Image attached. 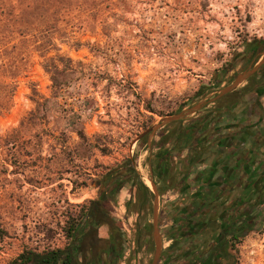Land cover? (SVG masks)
<instances>
[{
    "label": "rangeland",
    "instance_id": "rangeland-1",
    "mask_svg": "<svg viewBox=\"0 0 264 264\" xmlns=\"http://www.w3.org/2000/svg\"><path fill=\"white\" fill-rule=\"evenodd\" d=\"M20 1L0 0V14L22 13L4 8ZM126 1L124 13L101 7L87 13L84 23L57 32L45 57L32 47L22 50L27 73L11 110L0 111V218L7 231L0 264L25 249L64 248L68 222L82 208L88 210L90 201L101 200L104 176L120 174L125 163L154 191L152 152L169 124L204 107L240 101L231 96L215 102L239 76L264 62L261 51L256 66L230 67L248 42H264V0ZM45 59L67 69L69 86L45 106L43 119L30 113L33 99L52 96ZM128 198L124 209L105 203V211L121 225L126 264H153L155 245L145 256L136 253L144 230L153 240V213L138 222ZM95 219V228L83 238L82 264L91 263L107 239L100 214ZM166 242L160 237V252ZM232 254L233 264H264V206L254 230L235 243Z\"/></svg>",
    "mask_w": 264,
    "mask_h": 264
},
{
    "label": "trees",
    "instance_id": "trees-1",
    "mask_svg": "<svg viewBox=\"0 0 264 264\" xmlns=\"http://www.w3.org/2000/svg\"><path fill=\"white\" fill-rule=\"evenodd\" d=\"M0 5L3 6L2 4ZM126 5V0H21L18 5L8 4L6 6L4 4V8L7 7L10 10L22 9V13L15 16L13 14L7 16L0 14V111L7 113L11 110L19 80L22 79V73H27L25 64L22 63L23 49L32 47L35 51L41 52L42 57H45L49 53V50L52 49L53 36L57 32L71 28L78 21L84 23L83 17L87 13L100 12L101 7L107 9L110 14H117L124 13ZM15 40H18V42L14 44L13 41ZM261 51H264V42L257 40L248 42L244 47V51L239 54L240 61L234 62L230 67L233 68L236 65L242 64L243 69H246V66L250 64L248 58ZM43 69L50 77L53 90L52 96L50 99L43 100V102L33 99L35 109L30 115H40L44 119L46 116L45 106L51 102V99L56 98L61 91L69 86V74L66 73L67 69L60 71L48 59H45ZM224 74L220 78L224 77ZM241 90L244 96L247 97L254 95L256 98H259L262 95L264 92V65L250 78L249 84ZM34 96H38L37 92H35ZM231 96H233V93L221 100ZM22 124L21 122L20 128H22ZM172 134L163 138L161 137L158 143L164 145L169 141ZM79 137L82 139V134ZM261 146H263V143ZM129 164L125 163L120 166V171L122 172L118 175H115L112 171L108 172L104 176L105 182L100 193L101 200L90 201L88 210H83L82 208L79 214L71 222H68L65 228V238L68 243L64 248L45 247L42 250L25 249L7 264H82L81 257L83 255L84 236L95 228L93 226L94 219L105 209V203L114 204L115 206L119 205L117 197L122 189H127L130 196H132V201L129 203H134L133 210L138 218V222L142 218L152 215L154 195L139 181L136 171ZM249 180L250 175L248 174V184ZM113 189L115 190L113 197H103L104 192H113ZM247 190L248 188L246 189V193ZM175 215H177L176 212H170L166 222L169 223ZM108 219V222H103L108 233V239L96 251L99 249L103 250L107 242L110 248L123 250L124 240L121 225L112 216H109ZM175 219L177 221L178 218L175 217ZM246 221L240 220L236 222L235 243H239L241 239L254 230L255 222L246 223ZM162 226V222L159 220L160 232L162 231ZM169 230L161 232L162 239L166 237L169 240L172 235L177 234L176 231L169 232ZM144 233L146 234V238L142 242L139 241L140 235H138L136 240L139 250L136 253L143 256L154 252V243L152 238L148 237L149 232L144 230ZM6 237L7 231L0 218V242ZM171 249L173 248L170 247L169 251ZM121 253L122 251L119 254ZM221 254L222 264L228 262L230 258L227 246L226 249L222 248ZM120 256L119 258H121ZM162 257L166 259L167 255L164 254ZM233 261L234 258L232 256L230 264H233Z\"/></svg>",
    "mask_w": 264,
    "mask_h": 264
},
{
    "label": "crops",
    "instance_id": "crops-1",
    "mask_svg": "<svg viewBox=\"0 0 264 264\" xmlns=\"http://www.w3.org/2000/svg\"><path fill=\"white\" fill-rule=\"evenodd\" d=\"M239 86H246V79ZM241 97L233 107L221 106L214 110L205 108L190 114L186 118L189 120L185 119L177 127L169 124V129L163 134L173 132L169 141L164 145L155 144L152 158L161 167L155 179L152 174L150 178L154 189L151 190L154 195L152 207L154 219L155 196H158L162 229L166 225L167 212H180L188 202L187 199L199 192L204 199H208L211 193L213 196L215 194L220 203L228 195L242 197L246 193L249 187L247 179L250 160L255 152L257 155L261 152L264 141V95L260 98L254 95ZM205 114L213 116L214 122L198 123ZM195 120L197 123L192 125L191 122ZM178 133L179 137L176 136ZM128 197L130 194L127 189L119 192L117 209H122L120 206L129 201ZM242 201L246 207L245 196ZM161 232L158 222V233L162 239ZM153 240L155 245L154 236ZM123 255L118 264L130 261L129 256ZM108 259L104 257L105 263Z\"/></svg>",
    "mask_w": 264,
    "mask_h": 264
},
{
    "label": "flooded vegetation",
    "instance_id": "flooded-vegetation-1",
    "mask_svg": "<svg viewBox=\"0 0 264 264\" xmlns=\"http://www.w3.org/2000/svg\"><path fill=\"white\" fill-rule=\"evenodd\" d=\"M258 54L259 53H256L248 58V60H250L249 63L253 66H256L260 61ZM263 65L264 62L246 79V85L249 84L250 78H252ZM239 66L243 67L242 64ZM241 89L225 94L215 102L220 101L231 93H233L234 97H241L244 95ZM262 94L264 95V92ZM261 96L262 95H260L259 98ZM236 103L237 101L233 102L229 107H233ZM186 107H184V109H186ZM205 108L206 107L203 109ZM209 116L205 114L200 117L198 123H213V116ZM185 118L186 117H184V119L180 118L170 124H175L177 127L185 122ZM195 123H197L196 120L191 122L192 125ZM169 134L170 132H167L161 137H166ZM176 136L179 137V133L176 134ZM182 137L184 141V135H182ZM262 143L261 152L258 155L255 152L250 160V169L248 171L250 180L247 193L242 194V197H235L233 194L228 195L226 200L220 203L215 194L213 196V193H211L208 199H204L203 194L199 192L196 196L194 195L187 199L188 202L184 204L182 210L177 213L179 215L177 221L173 218L169 223L166 222L164 226L167 228L166 231L170 229L169 232L176 231L177 234L172 235L163 246V250L158 259L159 264H222L221 250L222 248L226 249V246L230 259L228 262H224V264L231 263V258L233 256L232 251L234 250L236 242L234 238L236 222L247 220L246 223L255 222L256 225L260 208L264 206V141ZM160 167L161 165L156 163L152 158L150 171L154 177L153 179H155L160 171ZM103 194L105 198L113 197L115 190L113 189V192H104ZM244 195L247 201L246 207L243 206L244 203L242 201ZM130 197V201H132V196ZM131 204L134 205L132 202L127 205L130 206ZM100 216L102 217L101 222H108V217L111 215L104 209L100 212ZM94 220L96 221V219ZM98 225H100V223ZM93 226H95V224ZM106 235H108L107 232ZM107 243L103 250L99 249L92 254L91 263L89 264H118L120 259L119 255L122 256V253H119L122 250L110 248ZM170 247L173 249L169 251ZM164 254L167 255L166 259L162 257ZM104 257H109L107 263H105Z\"/></svg>",
    "mask_w": 264,
    "mask_h": 264
},
{
    "label": "water",
    "instance_id": "water-1",
    "mask_svg": "<svg viewBox=\"0 0 264 264\" xmlns=\"http://www.w3.org/2000/svg\"><path fill=\"white\" fill-rule=\"evenodd\" d=\"M256 69L255 70H252L250 73L243 74V75L239 76L236 79L235 83L231 87H228V88H226L225 90L222 91L220 97H222L225 94H228V93L234 91L236 89V87H238L242 81H244L249 76H251L256 71ZM239 81H241V82L239 83ZM153 229H154L153 236L155 238V258L153 260V264H155L158 261V259L160 257V253H161L160 252V236H159V233H158V224H156V211H154V224H153Z\"/></svg>",
    "mask_w": 264,
    "mask_h": 264
},
{
    "label": "built area",
    "instance_id": "built-area-1",
    "mask_svg": "<svg viewBox=\"0 0 264 264\" xmlns=\"http://www.w3.org/2000/svg\"><path fill=\"white\" fill-rule=\"evenodd\" d=\"M121 208H123L124 207V205L123 204H121V206H120ZM123 226V229L127 232V233H129V231L126 229V227H125V225L123 224L122 225ZM133 245V244H132Z\"/></svg>",
    "mask_w": 264,
    "mask_h": 264
}]
</instances>
